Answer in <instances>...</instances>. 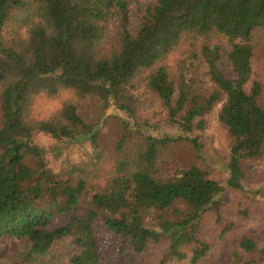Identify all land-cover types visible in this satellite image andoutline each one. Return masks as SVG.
<instances>
[{"label": "trees", "instance_id": "1", "mask_svg": "<svg viewBox=\"0 0 264 264\" xmlns=\"http://www.w3.org/2000/svg\"><path fill=\"white\" fill-rule=\"evenodd\" d=\"M260 34L264 0H0V241L21 246L0 264H148L164 239L170 260L204 258L200 220L230 234L222 196L243 190L239 162L264 153ZM217 107L235 140L226 179L169 169L182 142L201 157L196 132ZM235 239L234 264L264 254Z\"/></svg>", "mask_w": 264, "mask_h": 264}, {"label": "rangeland", "instance_id": "2", "mask_svg": "<svg viewBox=\"0 0 264 264\" xmlns=\"http://www.w3.org/2000/svg\"><path fill=\"white\" fill-rule=\"evenodd\" d=\"M252 44L251 80H260L264 74V36L261 34L256 36ZM63 98L65 95L55 99L37 100L33 114L38 118L49 115L59 107ZM217 112L218 107L205 117L204 128L196 132L198 142L202 145L201 157H197L191 144L182 142L173 149V160L169 164V169L188 168L195 165L205 170L209 177L216 181L223 182L226 179L225 164L229 162L231 153L234 151L235 140L220 125ZM158 114L160 115L157 109L154 113L156 118ZM239 164L243 190L227 188L220 205L221 225L227 222L234 223L230 234L220 237L219 223L214 214H209L208 217L200 220L198 229L200 240L207 242L210 247L204 258L192 263L189 253L188 257L182 261L170 260L171 255L167 254L168 241L164 239L159 244L153 243L147 246L144 256L148 264H157L161 258H166L167 261L164 264H234L232 252H238L235 238L243 234L264 248V153L260 159L245 158ZM106 178L107 174L103 173L89 187L93 190L103 188ZM18 250H21L19 243L9 238L1 240L0 261H3L6 252L13 255ZM243 259L249 264H264L261 248L244 254Z\"/></svg>", "mask_w": 264, "mask_h": 264}]
</instances>
